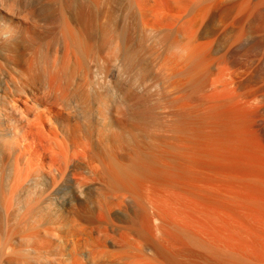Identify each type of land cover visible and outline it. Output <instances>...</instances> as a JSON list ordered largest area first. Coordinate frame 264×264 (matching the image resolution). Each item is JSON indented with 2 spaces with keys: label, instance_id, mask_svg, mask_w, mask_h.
<instances>
[{
  "label": "bare ground",
  "instance_id": "6f19581e",
  "mask_svg": "<svg viewBox=\"0 0 264 264\" xmlns=\"http://www.w3.org/2000/svg\"><path fill=\"white\" fill-rule=\"evenodd\" d=\"M43 1L74 4L91 19L88 38L100 14H121L155 38L169 124L152 154L121 140L107 154L47 127L26 96L0 153L9 185L0 225L9 226L11 197L27 180L49 179L43 194L56 216L26 233L25 248L1 245L0 263L35 264L38 254L39 264H264V0ZM63 42L60 60L46 42L44 57L54 58L40 69L8 46L0 85L34 91L44 79L65 94L70 61L80 60L65 31ZM112 42L103 33L102 46ZM110 120L107 139H121L119 112Z\"/></svg>",
  "mask_w": 264,
  "mask_h": 264
},
{
  "label": "rangeland",
  "instance_id": "374dc122",
  "mask_svg": "<svg viewBox=\"0 0 264 264\" xmlns=\"http://www.w3.org/2000/svg\"><path fill=\"white\" fill-rule=\"evenodd\" d=\"M90 22L91 19L76 13L74 4L0 0V61L5 66L9 63L7 47L14 44L19 45L25 55L31 54L39 69L54 58L52 52L56 49L60 60L64 31L69 34L76 58L80 60L70 61L72 67L69 70L73 69V72L70 78L67 76L62 81L65 94L60 89L49 88L44 79L37 83L34 91H15L13 85L10 90L4 82L0 85L1 154L5 148L9 151L8 133L19 116L17 108L24 106L26 96L30 103L45 112L47 127L55 128L61 134L71 130L81 139H91L105 148L107 154L121 146L120 140L125 149L137 148L149 154L155 151V138L168 128L166 112L170 106L168 80L156 66L154 47L157 40L143 36L121 14H100L93 36L88 38L85 31ZM103 33L113 40L110 48L102 46ZM49 40L52 41V52L44 57L45 44ZM111 112H119L123 121L122 128L116 127L122 130L119 140L111 136L107 139L113 129ZM7 173L4 166L2 170L0 168V180H3L0 192L9 199ZM45 190H50L48 178L27 180L18 188L9 200V226L0 225V246L21 242V247L25 248L26 233L35 225L56 216L43 194ZM0 198L3 200L2 196ZM7 256L6 253L2 255L5 259ZM43 258L38 254L30 257L35 264Z\"/></svg>",
  "mask_w": 264,
  "mask_h": 264
}]
</instances>
